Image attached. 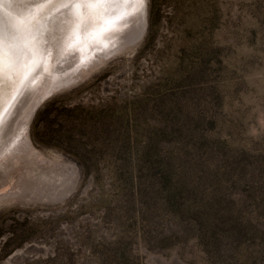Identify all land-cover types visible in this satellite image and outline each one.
Listing matches in <instances>:
<instances>
[{"label":"rangeland","instance_id":"obj_1","mask_svg":"<svg viewBox=\"0 0 264 264\" xmlns=\"http://www.w3.org/2000/svg\"><path fill=\"white\" fill-rule=\"evenodd\" d=\"M146 1L30 120L46 163L0 188V264H264V0Z\"/></svg>","mask_w":264,"mask_h":264},{"label":"bare ground","instance_id":"obj_2","mask_svg":"<svg viewBox=\"0 0 264 264\" xmlns=\"http://www.w3.org/2000/svg\"><path fill=\"white\" fill-rule=\"evenodd\" d=\"M146 16V0H0V188L30 161H46L28 137L38 100L69 84L77 72L69 69L140 41Z\"/></svg>","mask_w":264,"mask_h":264},{"label":"trees","instance_id":"obj_3","mask_svg":"<svg viewBox=\"0 0 264 264\" xmlns=\"http://www.w3.org/2000/svg\"><path fill=\"white\" fill-rule=\"evenodd\" d=\"M187 166V170H189L188 165ZM169 168L168 165H165L164 168L161 169V174L160 176L157 178V183L159 185V187L161 188V190L163 191V193H165V202L167 206H172L176 203V205L178 204V200H179V189L178 188H171V183H172V176H170L169 173ZM178 198V200H177Z\"/></svg>","mask_w":264,"mask_h":264},{"label":"water","instance_id":"obj_4","mask_svg":"<svg viewBox=\"0 0 264 264\" xmlns=\"http://www.w3.org/2000/svg\"><path fill=\"white\" fill-rule=\"evenodd\" d=\"M58 89V88H57ZM56 90V89H55ZM55 90L50 91L49 93L45 94L44 96L41 97V99L38 100V102L35 104L34 108L32 109V115H31V119L34 117L35 113L37 112V110L40 108V106L44 103V101L49 98L53 92ZM30 119V120H31ZM30 123V122H29Z\"/></svg>","mask_w":264,"mask_h":264},{"label":"snow or ice","instance_id":"obj_5","mask_svg":"<svg viewBox=\"0 0 264 264\" xmlns=\"http://www.w3.org/2000/svg\"><path fill=\"white\" fill-rule=\"evenodd\" d=\"M97 2H101V0H97ZM2 71H3V62L0 59V81H2Z\"/></svg>","mask_w":264,"mask_h":264}]
</instances>
